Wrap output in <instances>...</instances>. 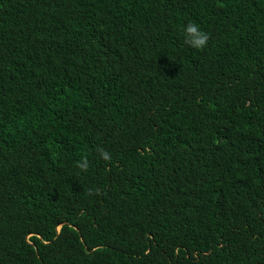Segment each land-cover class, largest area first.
I'll list each match as a JSON object with an SVG mask.
<instances>
[{"label": "trees", "instance_id": "trees-1", "mask_svg": "<svg viewBox=\"0 0 264 264\" xmlns=\"http://www.w3.org/2000/svg\"><path fill=\"white\" fill-rule=\"evenodd\" d=\"M0 264H264V0H0Z\"/></svg>", "mask_w": 264, "mask_h": 264}, {"label": "clouds", "instance_id": "clouds-1", "mask_svg": "<svg viewBox=\"0 0 264 264\" xmlns=\"http://www.w3.org/2000/svg\"><path fill=\"white\" fill-rule=\"evenodd\" d=\"M184 44L190 48H193L197 51L203 50L207 47L209 42V34L204 32L201 27L192 21H189L182 28ZM100 158L106 163L110 164L112 162L111 153L103 148L98 149ZM76 167L80 170L81 173H87L89 171L90 162L88 159L87 153H83L80 156L79 161L76 162ZM99 189H89L88 195L99 194Z\"/></svg>", "mask_w": 264, "mask_h": 264}]
</instances>
